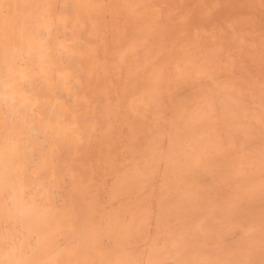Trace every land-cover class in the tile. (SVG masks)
I'll return each instance as SVG.
<instances>
[{
	"label": "bare ground",
	"instance_id": "6f19581e",
	"mask_svg": "<svg viewBox=\"0 0 264 264\" xmlns=\"http://www.w3.org/2000/svg\"><path fill=\"white\" fill-rule=\"evenodd\" d=\"M264 264V0H0V262Z\"/></svg>",
	"mask_w": 264,
	"mask_h": 264
},
{
	"label": "clouds",
	"instance_id": "9594fccd",
	"mask_svg": "<svg viewBox=\"0 0 264 264\" xmlns=\"http://www.w3.org/2000/svg\"><path fill=\"white\" fill-rule=\"evenodd\" d=\"M0 264H6V262H5V261H3V262H0Z\"/></svg>",
	"mask_w": 264,
	"mask_h": 264
}]
</instances>
